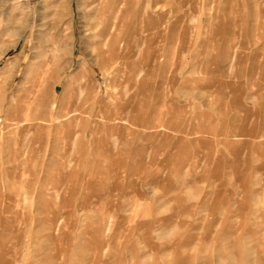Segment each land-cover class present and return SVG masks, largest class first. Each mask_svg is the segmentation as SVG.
<instances>
[{
	"label": "rangeland",
	"instance_id": "obj_1",
	"mask_svg": "<svg viewBox=\"0 0 264 264\" xmlns=\"http://www.w3.org/2000/svg\"><path fill=\"white\" fill-rule=\"evenodd\" d=\"M148 1L0 0V264H264V0Z\"/></svg>",
	"mask_w": 264,
	"mask_h": 264
},
{
	"label": "bare ground",
	"instance_id": "obj_2",
	"mask_svg": "<svg viewBox=\"0 0 264 264\" xmlns=\"http://www.w3.org/2000/svg\"><path fill=\"white\" fill-rule=\"evenodd\" d=\"M129 1H132V0H90V3L92 4V5H94L95 6V4H99V7L100 8H102V6H104V8H109V12H112L113 13V15L115 14V16H113V17H115V20H116V24L115 25H113V26H111L110 25V22H111V20H105L104 22H103V25H104V27L106 28V30L108 31V28H110V26L111 27H113L115 30H117V32L116 31H113V32H115L114 34H116L117 33V35H113V34H110V35H112V37H111V41H115L116 42V40L117 41H119V38H121L123 35H122V33H123V31H124V29L122 28L123 27V19L126 17V13L128 12L129 13V8H128V10H126L125 9V7L126 6H128V4H130V2ZM156 1V0H155ZM184 3L186 2V1H188V0H182ZM134 2V1H133ZM153 1L152 0H149L148 1V3L150 4V3H152ZM51 3V2H50ZM54 3V2H53ZM53 3H52V6H53ZM71 3H72V0H60V2H59V0H57V2H55V6L56 5H59V6H62L61 4H63L65 7H66V9L67 8H70V6H71ZM104 4V5H103ZM50 5V4H49ZM155 5V4H154ZM107 6V7H106ZM122 6H125L124 8H121ZM49 7V6H48ZM50 7H51V5H50ZM127 8V7H126ZM92 9V8H91ZM91 9L90 10H88V12H91ZM125 9V10H124ZM45 10V9H44ZM47 10V9H46ZM84 10V9H83ZM92 10H94V9H92ZM42 12V11H41ZM68 12V11H67ZM85 12V11H84ZM64 13H66V12H64ZM69 14H70V12H68ZM55 14V13H54ZM57 14V13H56ZM67 14V13H66ZM71 15V14H70ZM69 15V16H70ZM143 15V14H142ZM51 16V14L50 13H48L47 14V12H45V11H43V13H37V15L35 14V13H31L30 15H28L27 16V18H26V21H27V26L29 25L30 27L32 26L33 27V25L35 24V22L37 21V18H38V20L40 19L41 20V24H42V22H48V20H50L51 18H48V17H50ZM59 16L60 15H58V16H55L54 17V20L56 21V23L58 24V23H61V22H63V24L64 25H66V29H68V30H71V28H72V23H71V25L69 24V20L66 18V20H64V21H61L60 19L62 18V16H61V18H59ZM51 17H53V16H51ZM66 17H67V15H66ZM63 20V19H62ZM71 20V19H70ZM142 20V19H141ZM40 23V22H39ZM113 23H114V21H113ZM145 23V22H144ZM45 24V23H44ZM53 24V23H52ZM56 24V25H57ZM62 24V23H61ZM101 24V23H100ZM108 24V25H107ZM121 24V25H120ZM56 25H54L53 24V26H56ZM117 25H119V26H117ZM53 26H52V28H53ZM146 26V25H145ZM153 26V25H152ZM63 27V26H62ZM61 27V28H62ZM56 30H57V28H56ZM61 31V30H60ZM72 31V30H71ZM56 32V31H55ZM54 32V33H55ZM59 32V31H58ZM62 32V31H61ZM60 32V33H61ZM84 32V31H83ZM108 33H110V32H108ZM149 34V33H148ZM59 38V37H58ZM114 45H116V44H114ZM129 45V44H128Z\"/></svg>",
	"mask_w": 264,
	"mask_h": 264
}]
</instances>
